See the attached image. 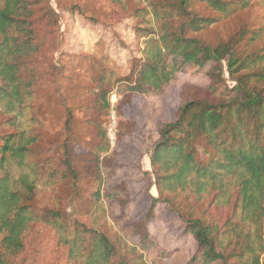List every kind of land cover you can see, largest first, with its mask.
<instances>
[{
	"label": "rangeland",
	"instance_id": "obj_1",
	"mask_svg": "<svg viewBox=\"0 0 264 264\" xmlns=\"http://www.w3.org/2000/svg\"><path fill=\"white\" fill-rule=\"evenodd\" d=\"M34 1H47L56 16L48 26L36 25L41 47L29 60L35 93L15 112L0 110V134L23 133L33 139L25 165L19 167L14 162L11 173L18 184L23 173L34 179L37 193L31 206L36 212H56L67 222L77 219L94 225L112 240L137 243V237H119L112 216L122 209L112 191L125 183L129 198L123 211L133 221L144 217L152 199L160 196L150 162L157 130L175 119L184 101L204 96L209 83L206 72L212 64L206 65L205 73H178L158 96L128 93L124 84H117L109 97L108 116L102 111L96 124L89 120V90L101 72L99 62L115 66L120 75L128 74L132 60L140 57L144 32L156 28L147 1ZM41 6L35 7V17L42 14ZM190 9L217 15L199 2ZM196 35L204 44L221 48L216 65L231 87L235 82L228 63L264 47V2L236 10ZM100 126L105 127L106 140ZM215 153L207 168L209 176L198 179L189 173L181 183L166 178L163 194L169 193V206L184 217L206 211L223 236L226 251H242L248 264H253L255 257L263 256L258 237L264 226V194L257 195L259 200L252 205L251 193L243 191L246 175L251 176L247 168L231 166L221 149ZM175 171L176 167H171L168 173ZM168 186L174 191L167 190ZM153 215L148 230L161 248L173 251L165 264H185L195 250V240L183 233V222L165 201L155 203ZM248 222L251 226L244 225ZM25 237L26 250L19 264H76L68 260L66 247L58 242L52 226L32 222Z\"/></svg>",
	"mask_w": 264,
	"mask_h": 264
},
{
	"label": "trees",
	"instance_id": "obj_2",
	"mask_svg": "<svg viewBox=\"0 0 264 264\" xmlns=\"http://www.w3.org/2000/svg\"><path fill=\"white\" fill-rule=\"evenodd\" d=\"M144 1L156 28L144 32L146 39L140 57L132 60L128 74L120 75L115 66L96 61L102 69L95 86L89 90V120L98 124L97 117L102 111L108 116L109 97L117 84H124L128 93L158 96L178 73L197 75L205 73L208 63L212 67L206 72L209 83L204 96L184 101L175 119L161 124L157 130L150 162L160 196L152 199L144 217L133 221L123 211L129 198L125 183L116 185L112 191L122 209L112 216L119 237L126 240L137 237V243L112 240L100 228L77 219L67 222L56 212H36L31 206L37 193L34 179L23 173L18 184L10 170L14 162L19 167L25 165L33 139L23 133L0 134V264H19V257L26 250V231L32 222L39 221L56 230L58 242L66 247L67 258L73 263L165 264L173 251L161 248L147 227L159 200L176 212L184 224L183 233L191 235L196 242L185 264H248L242 251H226L223 236L206 211L184 217L175 207H170V195L163 194L162 183L171 177L181 183L189 173L198 179L209 176L208 165L215 160V150L221 149L231 166L246 167L249 171L251 176L246 175L243 191L251 193V204H257L258 196L264 194V47L242 53L228 63V73L235 82L230 87L216 65L221 48L204 44L196 35L260 0ZM198 2L217 15H203L190 9ZM46 3L0 0V110L6 113L23 108L35 93L36 81L29 60L41 47L36 25L48 26L56 16ZM38 5H43L42 14L35 17ZM100 128L106 140L105 127ZM171 167L178 171L168 173ZM167 190L174 191L172 186ZM94 194L99 200V191ZM246 224L251 226L250 222ZM261 229L258 240L263 256L255 257L253 264H264V226Z\"/></svg>",
	"mask_w": 264,
	"mask_h": 264
}]
</instances>
